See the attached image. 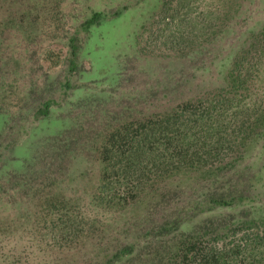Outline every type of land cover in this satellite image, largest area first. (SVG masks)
I'll return each mask as SVG.
<instances>
[{
  "label": "rangeland",
  "instance_id": "374dc122",
  "mask_svg": "<svg viewBox=\"0 0 264 264\" xmlns=\"http://www.w3.org/2000/svg\"><path fill=\"white\" fill-rule=\"evenodd\" d=\"M163 1L0 0V264H61L81 233L58 232L70 207L78 209L74 197L85 199L83 213H96L94 199L86 200L101 192L99 160L110 133L224 87L238 51L263 32L264 0H179L165 31L181 24L180 33L164 43ZM94 12L103 19L84 28ZM252 78L234 97L250 114L264 107V61ZM252 144L231 174L244 183L237 190L255 198L202 212L184 207L172 234L218 248L240 244L244 253V238L264 227V135ZM204 190L195 183L161 205L181 210ZM58 193L70 197L64 211ZM90 250L75 264H91ZM249 251L258 256L264 245Z\"/></svg>",
  "mask_w": 264,
  "mask_h": 264
},
{
  "label": "trees",
  "instance_id": "16d2710c",
  "mask_svg": "<svg viewBox=\"0 0 264 264\" xmlns=\"http://www.w3.org/2000/svg\"><path fill=\"white\" fill-rule=\"evenodd\" d=\"M179 3L178 0L168 7V1H163L158 16L159 22L165 24L161 27L164 43L174 38V33H180L181 24L170 28L168 34L165 31L166 16L177 17ZM102 19L101 13L94 12L82 26L89 28ZM262 31L238 51L224 87L180 102L166 114H155L154 119H141L135 130L124 126L110 133L99 160L101 192L97 196L86 194V201L94 199L95 215L83 213L85 199L80 196L74 197L78 199V209L71 206V213L63 214L58 232L66 234L77 228L71 233H81L76 237L75 250L61 258V264H75L87 245L94 253L91 264H264V251L258 256L249 251L264 245V227L255 230L252 238H244V253L240 244L223 243L218 248L214 244L202 245L190 233L172 234L184 218V207L202 212L255 198L237 190L244 183L231 171L237 158L264 135V107L250 114V105L240 106L234 97L248 90L252 75L261 71L264 26ZM74 41L73 37L68 41L71 66L75 64ZM246 83L247 88H242ZM68 86L66 81L62 88ZM235 86L242 88L240 92L234 90ZM49 104L50 101L44 102V113ZM239 109L240 114L236 112ZM234 152L237 154L233 155ZM214 180L220 186L211 190ZM199 182L206 190L196 199L185 200L181 210L161 205L166 196L183 193V188ZM57 196L59 208L64 211L70 197L62 193ZM46 202L51 204L48 199Z\"/></svg>",
  "mask_w": 264,
  "mask_h": 264
}]
</instances>
